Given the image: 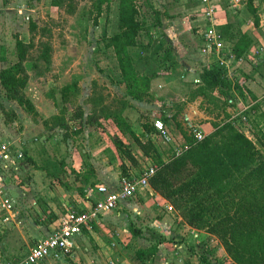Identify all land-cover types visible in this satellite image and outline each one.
Segmentation results:
<instances>
[{"label":"trees","instance_id":"16d2710c","mask_svg":"<svg viewBox=\"0 0 264 264\" xmlns=\"http://www.w3.org/2000/svg\"><path fill=\"white\" fill-rule=\"evenodd\" d=\"M66 1L67 12L73 14L75 7L70 5L72 0H51L50 5L59 8ZM90 1L98 17L104 11V4L108 8L112 0ZM116 2V32L107 38L104 47L111 49L115 56L119 73L118 86L124 89L123 97L142 103L149 96L151 80L157 77L161 70H175L178 61L172 51V43L165 41V35L162 32L158 36L155 35L161 26L157 13L155 22L147 25L146 21L139 18L136 0ZM3 3H6V0H3ZM184 4L190 9L197 6L199 0H184ZM245 8L257 26L258 8L254 6V0H246ZM94 23L96 24V21ZM36 28L35 23L29 24L31 33ZM216 28L234 54L235 60L243 59L252 44L250 36L236 31L231 24ZM32 46V42L25 43L16 39V60L0 70V89L5 101L15 102L27 115L35 119L38 112L24 93L29 80L24 63ZM48 51L49 49L45 47L42 53L46 63H49ZM199 82L200 85L194 94L205 97L216 92L225 103L233 100L234 90L244 97L243 87L233 82L225 68L216 64H208L202 68ZM79 92L77 81L52 91L51 98L58 109V114L42 122L46 130L69 129L66 119L68 105L76 107ZM55 93L58 95L56 98ZM84 104L91 106V113L84 119L85 125L98 129L102 126L99 120L103 119L111 120L118 129H122V125L126 127L142 156L149 158L150 163L156 166V172L149 181L151 189L169 203L186 226L215 237L227 255L225 262L216 260L211 249L205 246V249L203 248L196 256L198 264H264V136L263 142L257 138L256 142L259 143L257 147V144L240 130L242 123L240 117L228 120L229 116H226L224 120L213 123L211 131L200 141L184 133L188 148L178 156L171 152L168 159L163 160L150 140L141 142L125 125L126 122L122 120L121 115L128 107L127 102L118 101L114 105L113 103L107 105L102 96H88ZM257 108V105H253L241 113L247 119L249 131L250 125L257 120V117L254 118V111ZM175 109L177 112L172 119L181 111V104ZM76 110L71 116L82 121L84 110L80 106ZM0 111L5 116L4 124L10 125L15 122L16 115L14 113L9 115L1 102ZM161 121L165 124L167 118L164 117ZM84 126L73 134L80 133ZM144 129L148 134L155 131L148 124ZM113 145L118 154H126L128 159L137 165L129 150L122 149L125 146H122L118 139H114ZM26 159L28 163L34 165L31 158ZM62 164L64 162L49 158L41 167L35 166V169L44 171L55 182L64 184L60 179V175L65 172ZM120 170L122 175L127 176L124 164L120 165ZM127 231L131 236L125 245L128 257L135 258L140 264H157L158 245L170 240L160 237L149 246L135 248L131 244L134 239L142 236V232L131 223L128 224ZM81 233L89 235L87 228H82ZM117 244L120 248L121 243L117 241ZM20 259L16 258L15 261Z\"/></svg>","mask_w":264,"mask_h":264},{"label":"rangeland","instance_id":"374dc122","mask_svg":"<svg viewBox=\"0 0 264 264\" xmlns=\"http://www.w3.org/2000/svg\"><path fill=\"white\" fill-rule=\"evenodd\" d=\"M50 3L51 0H6V3L0 5V58L3 57L4 60L0 63V70L16 60V39L25 43L32 42L33 45L24 63L29 75L24 93L34 105L38 116L34 119L18 107L15 102L5 101L0 89V102L9 115L11 113L16 115L15 122L6 125L4 124L5 116L0 111V121L10 133L6 136V134L2 135L1 132L0 142L10 141L17 146L22 144V152L23 154L26 153L22 160L17 161V171L10 170L3 176L18 186L24 185L25 188L29 187L31 179L34 178L33 165L26 161L28 157L32 159L35 165H42L43 158L50 154L52 157H59L63 160L66 167L71 166L74 160L83 163L90 157H94L97 153L96 149L99 147V139L93 136L92 130L94 128L98 132L106 131L107 122L100 119L99 124L103 127L98 129L95 126L85 125L84 119L91 113V106L84 104V100L88 96H102L107 104L113 103L114 105L119 98V93L115 89L119 81L115 56L111 49L104 47L107 38L116 32V0H112L108 8L104 4V11L98 17L90 0H72L70 5L75 7L73 14L67 12L68 1L59 8L52 7ZM179 5L183 7L180 8ZM136 6L139 18L146 21L147 25L155 22V14H158L161 26L156 31V36L162 32V29L166 28L168 34L173 33L175 37L180 38L186 37L187 34L193 35L197 26L202 23L201 19L200 23L198 21V15L195 13L196 8L187 9L184 0H136ZM217 14L214 18L215 25ZM30 23H35L37 26L33 33L29 31ZM162 23L165 24L164 28ZM177 45H180L179 41ZM45 47L49 49L47 52L49 63H46L42 57ZM72 81H77L80 92L76 99V107L68 105L66 119L69 129L66 131L60 128H54L51 131L46 130L42 122L58 114V109L54 106L51 98L52 91L70 84ZM261 96L262 94L258 97L261 98V107L264 111V97ZM56 97L58 95L55 93L54 98ZM78 106L84 110L82 121L71 116V114L74 115V111H77ZM181 106L183 109L184 104ZM135 109L139 110L136 105ZM182 109L178 114L183 113ZM145 113L143 111V114ZM128 115L131 117L132 111L129 110ZM221 115L222 113L216 109L214 122L218 123L224 120L225 117L220 119ZM141 116L147 123L154 119L150 115ZM81 126H84V134L79 138L73 137V129H79ZM132 126L138 128L137 122L135 121ZM204 129L207 132L212 127L209 126ZM187 130L191 132V128L187 127ZM134 132L139 135L136 136L137 138L142 139L140 130ZM250 135L257 147L259 144L258 141L256 142L257 138L263 142L264 121L262 119L257 118L250 125ZM175 141L179 143L178 140ZM163 152L170 154L168 149ZM142 161L143 165H148V160ZM138 171L135 169V172ZM46 176L40 174V177ZM98 185L101 184L97 183L94 187ZM32 188L37 189L34 186ZM32 188L29 191L30 195L34 192ZM75 190L81 192L83 188L78 186ZM145 193L135 196L126 205H120L114 211L107 213L108 215L105 214L100 224L91 227L92 233L89 235L79 234L75 236L74 248L71 252H57L56 256L41 264H132L125 248L131 239L127 231V226L130 223L142 232V236L134 239L131 244L135 248L149 246L160 237L172 242L182 239L183 244L180 251L175 249L173 245L168 249H166L167 244L158 246L162 258L158 256L157 264H194L196 256L202 252L203 248L205 249V246L211 249L216 260L224 262L227 260L224 249L215 237L210 236L209 240L205 234L194 237L168 202L160 197L149 196ZM7 196L9 197L8 194ZM94 197L97 198L98 196ZM67 199L66 202H73L70 197ZM27 206H29L28 210L33 209L31 203H27ZM55 219L48 217L50 221ZM117 241L121 243L120 248ZM122 246L123 248H121ZM173 251L177 253L172 254ZM0 264H4L3 259H0ZM136 264H140V262H136Z\"/></svg>","mask_w":264,"mask_h":264},{"label":"crops","instance_id":"0c3cea01","mask_svg":"<svg viewBox=\"0 0 264 264\" xmlns=\"http://www.w3.org/2000/svg\"><path fill=\"white\" fill-rule=\"evenodd\" d=\"M245 1L246 0H216L219 11L216 16L217 23L215 22V27L231 24L236 31L248 34L252 40L251 47L243 56V59L233 62L230 70H227L228 76L233 82L243 87L244 97L240 96L236 90H234L232 91L233 100H229L228 103H225L224 99L216 92L209 93L205 97L196 93L194 94L200 85L199 74L202 68L208 65L206 57L201 55L199 51L202 46V41L196 37L195 33L193 35L187 34L186 37L183 36L182 38L175 37L173 33L168 34L165 30L166 28L162 29V33L165 35V41L172 43V51L178 61L177 68L175 70H161L158 72L157 77L151 80L148 92L149 96L144 99L142 103H137L123 97L124 89L118 86V84L115 86V89L119 93L117 102L124 101L128 103V107L123 110L121 115L122 120L126 122L125 125H127V128L133 133H135L134 131L136 130H140L142 139H138L143 143L150 140L163 160H167L171 155L172 146L163 144L157 137L155 131L148 134L144 129L146 124L153 127L152 123L154 119L162 120L164 117L167 118V122L165 123L166 127L169 128L173 137L181 144L185 142L184 133L191 136L187 127L191 128L192 124L193 126L201 127L206 134L210 132L211 130L206 132L204 128L209 126L212 127V122L215 121L214 111L216 109L219 113H222L220 119L229 116L228 120H231L238 114L245 112V110L251 106L257 105L258 108L254 111V118H261L264 121V111L262 110L263 107H261L262 102L260 100L261 98L258 97L260 94H262V98L264 97V2L261 0H254V6L258 8L259 17L258 25L255 26L253 18L245 8ZM2 3L3 1L0 0V5H2ZM179 7L181 8L183 6L179 5ZM196 7L197 6L190 9L192 10ZM162 25L164 28L165 24L162 23ZM178 41L180 43L179 46L177 45ZM209 60L214 62L216 56H209ZM2 61L0 58V63H2ZM105 104H107L106 101ZM178 104H184L182 109L183 113L178 114L175 119H172V116L177 111L175 107ZM135 105L139 110L135 109ZM129 110L132 111L131 117L128 115ZM143 111L146 113L143 114ZM141 115H150L153 116L154 119L152 122L147 123ZM135 121L137 122L138 128L132 126ZM106 122V131L98 132L94 128L92 130L93 136L99 139V147L96 149L97 153L94 157H90L89 160L83 163L82 161L78 163L77 160L73 158L74 163H72L71 166L66 167L64 164L61 165L64 166L65 172L61 174L62 178L60 175V179L64 184L56 183L52 178H48L44 171L35 169V166L41 167L43 164L33 165L34 178L31 179L28 188H25L24 185L18 186L10 182L3 174L0 176V187L12 198V201H14L13 214L9 221H3L7 215L0 208V259H3L4 264L13 262L16 258L19 259L24 257L28 249L33 246L35 242L50 235L56 225L57 219L65 212L67 207L71 206L78 211L88 208L90 204L88 195L91 190H93L95 184L99 183L101 185H106L110 189H115L118 185L119 176L121 175V164H124L126 172L129 173L135 172V169L140 171L144 167L153 165L148 160L149 158L147 159L142 156L140 149L137 147L133 137L127 132L124 125H122V129H118L113 125L111 120ZM4 128L3 122L0 121V133L2 132V135L6 134V136L10 135L8 130ZM73 130L76 131L78 129L75 128ZM80 130L81 132L77 135L73 134V137H81L84 134V129L81 128ZM135 136L139 135L135 133ZM115 138L123 144L122 146H125L122 149L129 150L130 156L136 161L137 165H134L126 154H118L117 150L113 147ZM166 149H168L170 154L163 152ZM49 158L64 162L59 157L55 158L50 154L46 155L42 162ZM142 160H148L149 162H146L148 165H143ZM10 169L17 171L18 166H11ZM40 174H44L46 177H40ZM39 178L42 179L39 180ZM51 181H53V183H51ZM44 185H47V187H44ZM33 186L37 189L34 190V188H32ZM78 186H82L83 190L81 192L80 190L79 192L75 190ZM30 188L34 191L31 195L29 192L31 191ZM145 194L160 197L159 195L155 196L150 193ZM68 197H70L74 203L66 202ZM91 200H93V198H91ZM26 201L32 204L33 209L28 210L29 206H27V203H24ZM126 204L127 202L122 205ZM48 217H54L56 219L50 221ZM103 217H105V214L100 216L97 222H93L91 227H94L95 224H100L103 221ZM91 227L88 229L89 234L92 233ZM187 228L190 229L189 233L191 235L193 234L194 237L205 234L209 240L210 235L202 231L191 229L188 226ZM181 240L180 238V240L176 242L166 241L160 245L167 244L166 249L173 245L175 249L180 251L182 248L181 245L183 244ZM96 253H98L97 250ZM171 253L176 254L177 252L173 251ZM167 254H169V252H167ZM159 256L161 257L160 250ZM166 257L168 258L167 255ZM130 262L132 264H136V262L139 263L135 258L130 259ZM195 263L198 264L196 261Z\"/></svg>","mask_w":264,"mask_h":264},{"label":"built area","instance_id":"2783aa9c","mask_svg":"<svg viewBox=\"0 0 264 264\" xmlns=\"http://www.w3.org/2000/svg\"><path fill=\"white\" fill-rule=\"evenodd\" d=\"M261 1L264 2V0ZM218 11L219 6L216 0H199L195 13L198 15L199 23L201 20L202 23L197 26L195 35L202 41L199 51L201 55L206 57L207 63L216 64L230 70L232 63L241 59L235 60L234 54L224 43L220 32L215 27L214 18ZM211 55L216 56L214 62L209 60ZM235 117H240L242 121L240 130L248 138H251L246 117L242 114ZM152 126L162 143L172 146V152L175 156L180 155L183 150L188 148L185 142L183 144L176 143L175 137L163 121L154 120ZM190 133L197 141L204 139L206 136V133L199 126H192ZM21 146L22 144L17 146L10 141L0 143V176L10 171V167L15 166L18 160L23 159L24 154ZM155 172L156 166L150 165L138 172H127V176L121 174L115 189H110L106 185L94 187L88 195L90 203L88 208L78 211L71 206L67 207L65 212L57 219L50 235L38 240L20 260H14V262L7 264H41L45 260L56 256L57 252H71L74 248L75 236L81 234L82 228L89 229L93 222L99 220L100 216L114 211L123 203L145 192L155 196L158 195L151 189L149 182ZM94 196L98 197L95 198ZM13 206L12 199L0 187V208L7 215L3 219L4 222L10 220L13 214Z\"/></svg>","mask_w":264,"mask_h":264}]
</instances>
